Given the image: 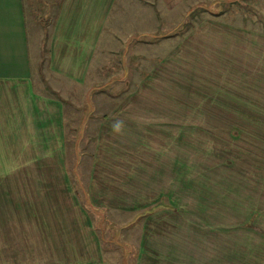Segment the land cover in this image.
Wrapping results in <instances>:
<instances>
[{"label":"rangeland","instance_id":"rangeland-1","mask_svg":"<svg viewBox=\"0 0 264 264\" xmlns=\"http://www.w3.org/2000/svg\"><path fill=\"white\" fill-rule=\"evenodd\" d=\"M113 1L64 59L35 13L41 98L0 126V264H264V0Z\"/></svg>","mask_w":264,"mask_h":264},{"label":"crops","instance_id":"crops-1","mask_svg":"<svg viewBox=\"0 0 264 264\" xmlns=\"http://www.w3.org/2000/svg\"><path fill=\"white\" fill-rule=\"evenodd\" d=\"M29 1L34 14L41 10V2L45 14L49 13L46 19L51 23L53 46L57 49L54 56L59 54L60 59H64L67 52L81 56L80 52L86 50L89 55L92 48L86 46L94 44L93 37L99 35L101 21L110 15L119 19V12L113 9V0H66L62 3L53 0H0V126L7 125L0 130H9L10 122L16 125L18 113L24 114L34 101L41 98L37 97L39 89L34 78V51H38V46L34 47L30 40V35L35 37L38 34V18L36 14L30 16L31 12L27 10ZM51 6L53 18H50ZM39 30H42L40 25ZM69 59L73 57L70 55ZM48 116L51 119V112ZM28 121L31 124L36 122L35 119Z\"/></svg>","mask_w":264,"mask_h":264},{"label":"trees","instance_id":"trees-1","mask_svg":"<svg viewBox=\"0 0 264 264\" xmlns=\"http://www.w3.org/2000/svg\"><path fill=\"white\" fill-rule=\"evenodd\" d=\"M91 109V108H90ZM90 111V110H89ZM92 115V114H91ZM81 188H83V186L82 185H80V188H77V190L78 189H81ZM91 205V202H88L87 201V204H83V206L85 207H88V206H90ZM157 206V205H156ZM160 206H165L166 207V205H160ZM155 209V208H154ZM101 210L99 209V208H90V210H87V212H88V214L90 215V216H92L93 218H94V220H95V227H96V229H98L99 231H101V230H103V228L101 227V224L100 223H98L99 222V220H98V218H97V216L100 218V214H99V212H100ZM147 213L148 214H153V211H151V210H148L147 212H144V213H142V214H139V215H137V216H135V219L130 223V224H128V225H126V226H124V228H127V227H130L131 225H133V224H137L138 222L137 221H139L140 219H142L144 216H146L147 215ZM120 229H122V228H120ZM103 232V231H102ZM121 246H124L123 245V243L121 244ZM127 257H126V254H125V259H126ZM126 264V263H125Z\"/></svg>","mask_w":264,"mask_h":264}]
</instances>
